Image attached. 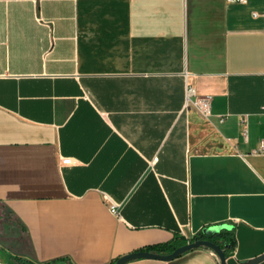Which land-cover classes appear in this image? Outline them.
Segmentation results:
<instances>
[{
	"label": "crops",
	"instance_id": "1",
	"mask_svg": "<svg viewBox=\"0 0 264 264\" xmlns=\"http://www.w3.org/2000/svg\"><path fill=\"white\" fill-rule=\"evenodd\" d=\"M263 140L264 0H0V249L17 259L111 264L233 229L226 264H264Z\"/></svg>",
	"mask_w": 264,
	"mask_h": 264
},
{
	"label": "trees",
	"instance_id": "2",
	"mask_svg": "<svg viewBox=\"0 0 264 264\" xmlns=\"http://www.w3.org/2000/svg\"><path fill=\"white\" fill-rule=\"evenodd\" d=\"M196 240H208L215 245H217L224 253L226 258L229 256V252L233 251L236 243H235V232L233 229H221L220 231L212 234V235H206L204 233H198L194 236L192 239H185L183 237L176 238L174 241L170 243H166L164 245H154L146 249L150 252H155L158 254H169L173 252L175 249L186 245L187 243L196 241ZM208 249V248H206ZM65 264H69L66 261H60ZM116 261H113L111 264H114ZM58 263L59 262H54ZM17 264H31L28 261L18 259Z\"/></svg>",
	"mask_w": 264,
	"mask_h": 264
},
{
	"label": "water",
	"instance_id": "3",
	"mask_svg": "<svg viewBox=\"0 0 264 264\" xmlns=\"http://www.w3.org/2000/svg\"><path fill=\"white\" fill-rule=\"evenodd\" d=\"M197 248L210 249L212 252H214L218 256L221 264H226L225 253L217 245H215L214 243L208 240H196V241L187 243L186 245L175 249L173 252L169 254H158V253L150 252V251H137V252L130 253V254H127V255H124L118 258L114 264H127L130 261L140 260V259L170 262L184 255L185 253L192 251L194 249H197ZM263 258H264V254L261 257L256 258L253 262H258L262 260ZM43 264H58V263L51 262V263H43Z\"/></svg>",
	"mask_w": 264,
	"mask_h": 264
},
{
	"label": "built area",
	"instance_id": "4",
	"mask_svg": "<svg viewBox=\"0 0 264 264\" xmlns=\"http://www.w3.org/2000/svg\"><path fill=\"white\" fill-rule=\"evenodd\" d=\"M229 3H246L247 0H227ZM193 91L188 90V103L191 101L190 96L192 95ZM211 98L210 97H202L194 102L195 107L199 110L200 114L209 119L212 116V109H211ZM228 115H219L218 118L221 122H224L227 119ZM247 115H242L240 117L239 123L244 127V135L246 136V128H247ZM254 154H261L264 155V140L260 143L258 149L253 150ZM61 164L62 165H71L72 159L67 157H61ZM106 205L108 207L109 212L116 216L120 217L119 208L120 204L112 201L107 195L105 196Z\"/></svg>",
	"mask_w": 264,
	"mask_h": 264
},
{
	"label": "rangeland",
	"instance_id": "5",
	"mask_svg": "<svg viewBox=\"0 0 264 264\" xmlns=\"http://www.w3.org/2000/svg\"><path fill=\"white\" fill-rule=\"evenodd\" d=\"M5 220V218H3ZM7 222L9 219L6 220ZM10 222V221H9ZM5 224L4 221H2V218H0V228L2 229V225ZM18 259L15 257V255L12 254V252L8 249H0V264H17ZM65 264V263H60Z\"/></svg>",
	"mask_w": 264,
	"mask_h": 264
}]
</instances>
